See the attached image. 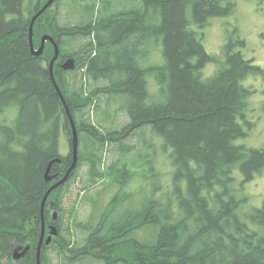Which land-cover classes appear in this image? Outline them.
<instances>
[{"label": "trees", "instance_id": "16d2710c", "mask_svg": "<svg viewBox=\"0 0 264 264\" xmlns=\"http://www.w3.org/2000/svg\"><path fill=\"white\" fill-rule=\"evenodd\" d=\"M47 1L0 0V264H36L42 202L51 187L45 172L54 158L62 163H54L51 174L65 173L73 161L72 150L61 152L72 129L49 68L55 49L47 43L35 56L29 40L32 18ZM119 1L134 5L117 10ZM68 4L81 20L61 23L52 5L35 22V46L43 34H51L60 47L54 74L79 131V163L88 160L103 176V155L111 143L118 156L107 167L110 179L93 199V212L80 224L86 244L73 251L59 240L61 246L77 258L89 254L109 264H264V204L253 206L244 192L246 182L264 171V148L237 144L255 125L248 118L252 91L242 81L264 70L238 49L246 43L235 36L237 27L224 60L203 44L210 20L233 15L235 0ZM81 38L87 40L79 49H66ZM68 56L78 63L74 70L61 67ZM213 60L219 71L206 78L203 70ZM78 69L83 70L79 86ZM87 80L99 85L87 92ZM100 95L108 109L116 104L113 109L129 117L122 129L107 130L92 119ZM135 133L139 143L127 142ZM163 156L168 171L158 163ZM79 163L49 196L45 221H51L50 204L58 207L52 197L71 182ZM136 180L142 186L129 188ZM103 193L109 194L108 203L100 202ZM127 201L132 202L123 214ZM114 212L121 214L117 221L110 220ZM28 243L31 251L15 261L14 249ZM47 248L42 247L44 256Z\"/></svg>", "mask_w": 264, "mask_h": 264}, {"label": "rangeland", "instance_id": "374dc122", "mask_svg": "<svg viewBox=\"0 0 264 264\" xmlns=\"http://www.w3.org/2000/svg\"><path fill=\"white\" fill-rule=\"evenodd\" d=\"M68 2L69 0H63L57 7L53 5L52 9L61 14V23L72 25L81 20V14L76 12ZM235 2L237 8L233 15L214 17L204 29L203 44L205 49L216 59L224 60L225 46L229 41V35L232 34L235 27H237L238 31L235 33V36L238 35L246 43L245 46L239 47L238 49L243 51L246 59H253L254 64L260 66L264 70V2H262V4H259L257 0H235ZM133 5L134 1H119L116 4V9L122 10L126 7L130 9ZM44 35L45 34H43L42 37ZM86 40L87 38H81V41L75 40L69 44L66 49L70 51L77 50L81 47V42H86ZM47 43L51 42L48 41ZM40 44L37 47H39ZM52 45L55 49L53 43ZM219 68V62L216 60L210 61L203 70L204 76L210 78L216 75ZM75 74L78 76L77 85L79 86L82 83L83 70L78 69L75 71ZM66 78L68 81L73 82V74L67 73ZM84 84L87 92L99 85V83H94L91 80H87ZM242 84L252 91L248 97V118L255 121V125L250 128L247 136L237 140V144L245 145L249 149L264 148V72H257L249 75L242 81ZM156 87L157 85L155 82L151 80V90L156 91ZM97 100L98 105L101 106L98 108V111L91 114L92 119L96 122L101 121L107 130H120L129 122V117L125 112L121 113L113 109V107H116V104H114L113 107H109V109L107 108L106 97L100 95ZM108 113L111 115V118H109L111 119L110 121L106 118V114L108 115ZM160 140V137L156 138L157 142ZM128 141L131 144L139 143V134L135 133L127 139V142ZM62 143L63 148L61 152L63 155H68L71 150L70 140L64 136ZM116 148V143H111L104 152V166H102L104 169L102 170L104 172L103 176L96 175V171L93 170L91 162L86 159H81L71 182L58 191L54 195V198L52 197L51 201L57 202L59 200L58 207H52L50 209V217L51 220L54 221L53 225L60 228V236L59 234L54 236L52 242L49 245H45L48 247L46 249V260L48 264H109L107 261L97 259L89 254L86 256L81 255L77 258L75 257L77 253L73 251H77V248L79 249V247H83L86 244L85 238L87 232H85L83 226H80V224L86 221L93 212V199L97 197L98 191L107 186L106 181L110 179L107 175V167L110 166L118 156ZM163 158L165 159V156L160 158L158 163L161 168L168 171L170 166L168 167L166 161L164 164ZM236 177L238 183L242 181V175L239 170L236 171ZM167 182H169L168 176L165 178V183ZM140 186H142V182L136 180L129 188L138 189ZM108 187L110 189V185ZM244 192L250 197V203L253 206L262 207L264 204V171L262 173H257L253 179L246 182ZM100 197V202L103 203L108 199L109 194L106 195V193H103ZM131 202H125L123 207L121 206L122 208L119 212L123 214L128 212ZM133 202L136 203L138 201L134 200ZM105 203L108 202L106 201ZM55 214H57V219L53 218V216L56 217ZM115 215L116 212L110 216V220L117 221L120 219L121 214L120 216L119 214ZM50 232L51 228L48 227L45 234L46 240ZM59 239L63 243L70 244L68 247H72L73 251L67 248L64 249ZM118 264L125 263L119 261Z\"/></svg>", "mask_w": 264, "mask_h": 264}, {"label": "water", "instance_id": "95a60500", "mask_svg": "<svg viewBox=\"0 0 264 264\" xmlns=\"http://www.w3.org/2000/svg\"><path fill=\"white\" fill-rule=\"evenodd\" d=\"M56 0H48L45 5L33 16L31 24H30V33H29V40H30V45H31V50L32 53L35 56H41L46 48V44L47 42H51L54 44L55 46V54L53 56V58L50 60L49 62V68H50V72H51V76L53 79V82L58 90L59 95L61 96V99L63 101V103L66 106L67 109V113L69 116V120H70V124H71V129H72V137H71V150L73 152V161L72 164L70 166V168L68 169V171L66 172V174L60 179L58 180L56 183L52 184L51 187L48 189V191L46 192L44 198H43V202H42V212H41V217H42V225H43V232H42V236L40 238L39 244L37 246V263L38 264H42L41 263V252H42V247L43 245H49L54 236L58 235V228L55 225L51 226V232L50 235L48 236L47 240L44 243L45 240V231H46V224H45V217H44V211H45V205L46 202L49 198V196L51 195V193L53 191H55L57 188H59L60 186L64 185L69 179L70 176L72 174V172L76 169L78 163H79V146H80V139H79V131L77 129L76 123L74 121V118L67 106V102L65 97L63 96V93L61 92V89L59 88V85L55 79V74H54V68L56 65V62L58 61V59L61 56V50L59 48L58 43L56 42L55 38L53 37V35L51 34H45L42 37V41L39 47L35 46V42H34V25L36 20L43 14L45 13L54 3ZM61 67L64 70H74L76 68V59L72 56H69L62 64ZM56 161H61L59 158L54 159L53 161L50 162L47 172L45 174V178L47 181L52 182L55 178H58L61 176V174H56V175H51L50 171H51V167L52 165L56 162ZM56 219V217H55ZM31 245L27 244V245H19L14 249L13 252V258L14 260L18 261L21 260L30 250H31Z\"/></svg>", "mask_w": 264, "mask_h": 264}, {"label": "flooded vegetation", "instance_id": "af4514ba", "mask_svg": "<svg viewBox=\"0 0 264 264\" xmlns=\"http://www.w3.org/2000/svg\"><path fill=\"white\" fill-rule=\"evenodd\" d=\"M68 57H69V56H68ZM68 57H67V58H68ZM67 58L63 59V61L66 60ZM63 61H61V64L63 63ZM57 181H58V180H54L53 182H51V185L54 184V183H56ZM52 206H53V204L51 203L50 206H49V215H50V209H51ZM55 216H56V215H55ZM44 217H45V216H44ZM53 218H55V217L53 216ZM45 224H46V230H47L48 227L51 228V226L54 224V221H53V220H51V221H49V222L45 221ZM59 236H60V234H59ZM45 237H46V235H45ZM60 239H61V238H60ZM60 239H59V240H60ZM45 240H46V238H45ZM45 240H44V243H45ZM39 241H40V240H39ZM24 245H27V244H24ZM30 245H31V244H30ZM44 245H45V244H44ZM31 249H32V247H31ZM30 251H31V250H30ZM30 251H29V252H30ZM29 252H28V253H29ZM28 253H27L24 257H26V256L28 255ZM24 257H23V258H24ZM13 259H14V258H13ZM41 259H42V260H46V256L43 255V250H42V254H41ZM35 260H36V264H37V247H36V253H35ZM43 264H44V263H43Z\"/></svg>", "mask_w": 264, "mask_h": 264}, {"label": "bare ground", "instance_id": "6f19581e", "mask_svg": "<svg viewBox=\"0 0 264 264\" xmlns=\"http://www.w3.org/2000/svg\"><path fill=\"white\" fill-rule=\"evenodd\" d=\"M70 144H71V140H70ZM73 153V152H72ZM57 158H59L61 161H56L55 163H62V159L60 158V157H57ZM54 159H56V158H54ZM53 159V160H54ZM53 160H51V161H53ZM50 161V162H51ZM50 162H49V164H50ZM49 164H48V166H49ZM53 166V165H52ZM71 166V165H70ZM70 166L68 167V169L70 168ZM52 168V167H51ZM47 169H48V167H47ZM68 169H67V171H68ZM66 171V172H67ZM46 172H47V170H46ZM46 172H45V174H46ZM51 172V171H50ZM66 172L65 173H63V172H57V173H53V174H51V175H56V174H61V176L60 177H58V178H55L54 180H60L65 174H66ZM46 179V178H45ZM53 180V181H54ZM49 182V181H48ZM42 212V211H41ZM55 215H57V214H55ZM56 219H57V216H56ZM42 228H43V225H42ZM58 228V227H57ZM43 230V229H42ZM43 232V231H42ZM45 234H46V231H45ZM58 234H59V230H58ZM41 236H42V234H41ZM41 238V237H40ZM38 264V263H37ZM44 264H46V263H44Z\"/></svg>", "mask_w": 264, "mask_h": 264}]
</instances>
